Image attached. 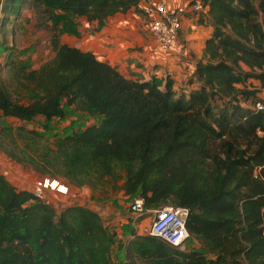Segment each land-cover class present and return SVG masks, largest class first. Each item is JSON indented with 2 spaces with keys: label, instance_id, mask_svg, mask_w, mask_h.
<instances>
[{
  "label": "trees",
  "instance_id": "16d2710c",
  "mask_svg": "<svg viewBox=\"0 0 264 264\" xmlns=\"http://www.w3.org/2000/svg\"><path fill=\"white\" fill-rule=\"evenodd\" d=\"M200 1L213 32L179 89L170 76L128 78L93 52L61 42V34L76 31L75 17L144 14L140 0L5 1L4 21L30 9L39 29L53 31L55 55L37 69L11 62L16 86L11 92L0 84V113L23 124L4 122L1 151L76 190L111 185L143 197L148 209L188 208L191 248L129 226L125 243L96 208L58 210L49 194L39 198L0 172V264H113V249L139 264H264V110L256 106L258 89L237 87L251 78L264 85V0ZM69 110L98 120L53 143L26 126L36 117L64 119Z\"/></svg>",
  "mask_w": 264,
  "mask_h": 264
},
{
  "label": "crops",
  "instance_id": "0c3cea01",
  "mask_svg": "<svg viewBox=\"0 0 264 264\" xmlns=\"http://www.w3.org/2000/svg\"><path fill=\"white\" fill-rule=\"evenodd\" d=\"M5 1L0 0V24L2 26L8 25L10 21L14 20L20 22L19 18L16 19L13 16L8 21H4L3 6ZM157 1L140 0V7L144 8L149 3ZM193 1L172 0L171 3L173 5H186ZM23 11L29 16L35 15L36 17L35 12L30 9H24ZM75 21L80 22L75 25L76 31L74 33L66 32L61 34L62 43L78 47L84 51L93 52L100 60L116 66L128 78L148 80L154 76L160 77L163 75L161 72L167 69L169 71L168 74H171L170 77L175 81V89H177L178 85L183 84V80L194 73L197 62L203 56L205 42L213 32V26L208 14L205 13L203 17L200 14H188L183 20L179 48L170 52H162L149 31L147 18L144 14H137L134 11L119 12L103 20V22L98 20L90 22L85 16H77ZM36 24L37 20L35 18L33 25ZM42 30V32H45L47 29ZM44 53H50L51 58L54 57L55 52L50 41H45V46L41 49L38 48L35 56L39 54V57H43ZM50 59L40 60L31 69L39 68ZM0 121L10 124L13 122L23 124L21 120L15 117L2 116L1 113ZM1 153L0 149V156ZM5 161L0 158V172L5 174L9 181L19 189H32L31 185L33 186L37 180L42 178L33 170L27 169L12 160H9L7 165ZM11 164H14V166ZM12 168L13 170L10 171ZM65 184L68 183L66 182ZM69 186L72 190H75L73 186ZM85 190L86 186L78 191L83 192ZM49 195L57 201L56 204L54 203L55 206L58 203L61 204V207H65L66 198L54 192H49ZM86 200L83 198L78 204L93 207L91 202ZM114 228L117 229L116 227ZM129 260H132L131 262H128V259L126 260L129 264L134 263V258ZM136 263L139 264L137 261Z\"/></svg>",
  "mask_w": 264,
  "mask_h": 264
},
{
  "label": "rangeland",
  "instance_id": "374dc122",
  "mask_svg": "<svg viewBox=\"0 0 264 264\" xmlns=\"http://www.w3.org/2000/svg\"><path fill=\"white\" fill-rule=\"evenodd\" d=\"M205 10L200 13L201 17L205 16ZM140 14V13H139ZM35 15H27L22 11L19 21H10L8 25L0 26V84H3L10 88L11 92L14 91L15 84H13L12 74L14 72V66L11 62L20 65H26L28 69H31L34 65L38 64L42 59H50L51 54H43V57H39V54H36L37 49H41L45 46V41H50V37L53 34V31L49 29L42 32V29L37 27L38 24L33 25V21L35 19ZM76 18V17H75ZM17 19V18H16ZM67 17H63L60 22L66 23ZM37 20V19H36ZM79 21L74 20V24H79ZM51 24V22H50ZM61 26V23H60ZM64 29L66 27L64 26ZM44 45V46H43ZM245 70H249L245 67ZM169 71L161 72L159 78H166L171 76L168 74ZM168 74V75H167ZM193 74L189 75L185 80L182 81V85H178V88L188 85V81ZM239 89L247 88L249 90L258 89V96L262 99V104L264 105V85L261 81L251 78L247 81L246 86L243 84H237ZM15 97V94H13ZM217 106L222 104L220 99L215 100L213 102ZM98 120L95 116H90L88 114L73 112L69 110L67 116L64 119H53L50 121H46L43 117H36V119L30 123L26 124L28 128H35L45 134L46 140L50 143H53L55 135H64L67 132H70L74 129L84 128L87 125H90ZM9 125L10 123H6ZM4 122L0 121V128L4 126ZM11 125L17 126L21 125L19 123L13 122ZM1 160L8 164V161L11 160L10 157L2 151ZM14 166V164H11ZM27 169L33 170L30 167H26ZM13 170L10 169V171ZM34 171V170H33ZM35 172V171H34ZM37 173V172H35ZM40 175L39 173H37ZM61 183H66L67 180L58 177L56 179ZM123 180L119 181V184H122ZM32 187V185H31ZM30 188V187H29ZM72 197H65L67 202H65L64 206H68L69 204L79 203L83 198L87 199L86 201H90L91 205L96 208L103 215V220L106 225H108L111 230L116 231L117 239L119 236L123 238L126 243L130 239V234H123L124 226H129V228L133 227L136 233L141 235H148V229L153 220L154 214L149 212L144 214L143 216H138L133 214L130 211L131 198L126 195L122 190H114L111 185L106 186L105 192H93V190L86 186L85 191H72ZM56 200L51 201V203L56 204ZM58 210H61V204L56 205ZM123 226V228H122ZM116 227L117 229H115ZM119 232V233H118ZM197 246H199L198 242H194ZM191 245L186 243V249H190ZM125 251L120 252L113 249L112 252V261L113 264H129L132 260L131 258L125 257ZM128 259V262L126 261ZM134 262L136 263L135 259ZM137 264V263H136Z\"/></svg>",
  "mask_w": 264,
  "mask_h": 264
},
{
  "label": "built area",
  "instance_id": "2783aa9c",
  "mask_svg": "<svg viewBox=\"0 0 264 264\" xmlns=\"http://www.w3.org/2000/svg\"><path fill=\"white\" fill-rule=\"evenodd\" d=\"M172 0H158L146 5L144 15L147 18L149 31L154 41L162 52H170L179 48L183 20L188 14L198 15L205 10L200 0L186 5H173ZM257 108L264 110V105L259 102ZM34 194L42 199H47L49 192L62 196L72 197V189L68 184L50 178H41L33 184ZM130 211L138 216L149 212L154 214L148 234L160 237L168 243L181 249L186 248L189 239L187 218L189 210L183 206L166 205L158 209H148L145 199L137 196L131 200Z\"/></svg>",
  "mask_w": 264,
  "mask_h": 264
}]
</instances>
